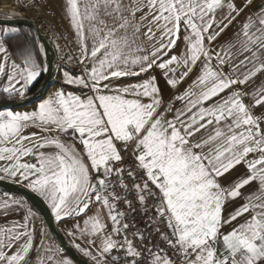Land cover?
Listing matches in <instances>:
<instances>
[{
	"label": "snow or ice",
	"instance_id": "1",
	"mask_svg": "<svg viewBox=\"0 0 264 264\" xmlns=\"http://www.w3.org/2000/svg\"><path fill=\"white\" fill-rule=\"evenodd\" d=\"M260 3L253 12L256 0H66L84 69L65 71L63 85L78 92L62 85L37 110L0 111V180L37 194L58 222L86 216L69 235L85 240L76 247L93 264H264V87H234L264 75ZM17 32H0L8 98H24L42 72L34 46L11 43ZM156 70L171 89L196 75L165 100ZM128 77L141 79L117 83ZM0 210L23 213L0 223V264H33L44 235L36 213L10 196ZM44 252L42 264H72L59 247Z\"/></svg>",
	"mask_w": 264,
	"mask_h": 264
},
{
	"label": "crops",
	"instance_id": "2",
	"mask_svg": "<svg viewBox=\"0 0 264 264\" xmlns=\"http://www.w3.org/2000/svg\"><path fill=\"white\" fill-rule=\"evenodd\" d=\"M3 1H13V0H0V16H2V17H15V15L12 12L17 11L20 8L35 7L36 9L41 11V13L44 14V16L47 19V27H48L47 38H48L49 42L51 43V45L53 46L55 53H56V70H55V75L53 78L52 85L49 88H47V90L45 91V93L43 94L41 99H39L37 102H35L31 105H28L26 107H23V108L11 109V110H6V111H13V110H31L32 111L33 108H35L34 106H37L36 109H34V110H37L38 106L41 102L46 100L55 91L59 90L61 88V86L63 85V82L59 81L57 79V77L59 78L61 76L62 71L65 69L70 71L71 65L68 64L69 60H68L67 55H80V41L76 35L75 29L72 27V25L70 23L69 17L66 14V0H14L17 5L15 3H12V2L8 3L9 8H5L2 6ZM124 2L128 3L129 0H124ZM226 2H227V0H226ZM235 3L239 6L240 4L243 3V0H235ZM16 6H17V8H13ZM260 7H261L260 0H256V4L251 9V11L255 12ZM222 11L226 12L227 9H223ZM217 15L218 16L220 15L219 11H218ZM240 19H243V14L241 15V17L238 18V21ZM48 21H50L52 23V29L54 31V36H51L52 30H50ZM238 21L234 22L233 25L230 26L226 30V32L221 35V37H219V39L216 43L223 44L225 41L229 40V38L233 37V33L239 27ZM4 28L12 29L11 27L0 26V32H2ZM85 28H87V22H85ZM17 34H18V32L15 35H17ZM60 42L63 44L60 45ZM139 42L140 41H138V43ZM87 43H88L89 47H91V40H88ZM62 45H64V46H62ZM65 48L69 51L70 54H68L66 52ZM71 48L75 50L74 51L75 53L71 50ZM181 50H183V49H181ZM233 51H235V50L233 49ZM71 53H73V54H71ZM240 58L242 59L243 57H240ZM212 63L214 66L216 65L215 59L212 61ZM88 66L90 67L91 65L89 64ZM198 69H199V64L197 65V70ZM82 71H81V73H82ZM74 74L77 76L80 75L79 72H75V71H74ZM153 74L158 76L159 86L163 90L165 100H169L170 98H172V97H174L180 93H183L188 88L189 83L191 82V80L196 75V70H194V72L190 75V77L187 80H185L183 83L179 84L176 89H171L165 83L163 77L160 76V74H159V70H156ZM176 75L178 77L179 72H177ZM39 77H38V79H39ZM140 79H141V77L122 78L117 83H119V84L136 83V82H139ZM36 81L31 86H29L28 90L26 91L25 97L29 96L28 91L32 88V86L36 83ZM253 81H250L247 85H244V86L235 85L234 87L235 88H244L249 93H252L253 91L257 90L258 87H264V75L258 74L257 77L253 78ZM63 86H64L65 91L78 92V89H76L74 86H69V85H63ZM0 94H3L2 91H0ZM3 95L7 96L6 94H3ZM225 95H227V93L221 94V96H225ZM24 98H21L17 95V96H14L8 102L18 101V100H22ZM215 99H219V97H217ZM243 102L247 105H251L253 103L250 96L245 97ZM208 103L211 104V103H213V101H209ZM205 106H207V105H205ZM180 107H182V102L179 100H175L173 103V109L175 110V109L180 108ZM24 108H26V109H24ZM256 111L258 113L259 109H257ZM13 112H15V111H13ZM167 118L171 119V113L168 114ZM32 132H36L37 134H40V130L36 129V128L30 127V128L25 130V134H29ZM47 135L55 136L57 134L56 133H48ZM60 139L64 142L70 144V145L72 144V141L68 137L61 136ZM75 147L78 151L81 152V154H83L82 153V145H80L79 143H76ZM43 150L49 151L50 149L46 148ZM25 159L28 161H32V157H27ZM1 181L11 182V183H14L20 187H23L21 184L15 183L11 179H4ZM23 188H25V187H23ZM29 191H31V190H29ZM242 191L246 192L247 189H242ZM9 196L12 198H18V199L22 198L20 196L14 195V194L6 193V192H0V203H2L3 200ZM39 198L44 202V200L41 197H39ZM22 199L26 202V205L31 208V206L29 205V202H27L24 198H22ZM243 202H244L243 199L238 198L235 202H233L228 207L227 211H229V212L232 211L234 208L238 207ZM44 204L47 206L48 210L51 213V210L48 207V205L45 202H44ZM96 207L97 206L95 204H93L92 209L89 211L88 215H91L92 212L95 211ZM32 211L35 212L33 209H32ZM0 212H2V210H0ZM225 214H227V212ZM22 215H23L22 212L21 213H11L10 216H8V217H4V216H2V214H0V223H3L5 221H10L12 219L20 220ZM51 215H52V213H51ZM36 216H37V219H36L37 228L38 229L42 228L44 235L41 237L39 235V233L37 234V238L34 242V250L30 253V255L33 258V264H42V261H44L46 259V253L44 252V247H48V246L59 247V245L54 240H50L48 238V232H47V229L45 228V226L43 224L41 217L37 213H36ZM52 217H53V220H54V223H55L57 230L60 232V234L63 236V238L69 244V246H71V248L78 255H80L82 258L87 260L90 264H93V261L90 260L88 257L84 256L83 253L81 251H79V249L76 247V245H80L81 247L88 248L89 246L87 245L85 240L83 238H76L72 235H69V232L73 229V225L76 224L77 222L82 224L83 219H85L87 217L82 216L81 218H79V221H77V219H75V218H66V219H63L59 222L56 220V218L53 215H52ZM104 219H105V222L110 223L109 221H107L106 216L104 217ZM227 230L228 229L226 227L225 231H227ZM41 240L43 241V246L41 245ZM62 256L64 258L69 259L72 262V264H75L67 255H65V253L63 251H62Z\"/></svg>",
	"mask_w": 264,
	"mask_h": 264
},
{
	"label": "water",
	"instance_id": "3",
	"mask_svg": "<svg viewBox=\"0 0 264 264\" xmlns=\"http://www.w3.org/2000/svg\"><path fill=\"white\" fill-rule=\"evenodd\" d=\"M0 26L11 27V28L24 27L30 29L39 40L41 44V48H43L44 69H46L43 70V79L41 85L39 86L36 92L25 97L22 100L10 101L0 104V111H6L11 109H19L26 107L41 99L47 88H49L53 82V78L56 70V53L53 46L49 42L47 36L44 35L40 31L36 23L28 17L0 16ZM0 192H6V193L14 194L16 196H20L24 198L27 202H29L36 209L39 216L41 217L43 224L47 229L48 238L50 240H54L59 245L61 250L65 253V255H67L75 264H90L87 260H85L80 255H78L71 248V246H69V244L63 238V236L57 230L53 217L50 211L48 210L47 206L36 194L14 183L1 181V180H0Z\"/></svg>",
	"mask_w": 264,
	"mask_h": 264
},
{
	"label": "trees",
	"instance_id": "4",
	"mask_svg": "<svg viewBox=\"0 0 264 264\" xmlns=\"http://www.w3.org/2000/svg\"><path fill=\"white\" fill-rule=\"evenodd\" d=\"M18 29V34L15 35L14 39H11V43L15 45L18 42H26L28 43L29 47H35L36 51H34V57L37 59V62L41 65L42 72L39 77V79L36 81V83L32 86V88L28 91V95L33 94L36 92L41 85L42 79H43V69H44V57H43V51H39L41 48V44L35 34L28 28L20 27ZM9 38H6V41ZM13 98V97H12ZM12 98H8L7 96H4L3 94H0V104L6 103ZM31 208L38 214L36 209L29 203Z\"/></svg>",
	"mask_w": 264,
	"mask_h": 264
},
{
	"label": "rangeland",
	"instance_id": "5",
	"mask_svg": "<svg viewBox=\"0 0 264 264\" xmlns=\"http://www.w3.org/2000/svg\"><path fill=\"white\" fill-rule=\"evenodd\" d=\"M6 2H15L14 0L13 1H3V7H5V5H7V3ZM16 3V2H15ZM5 8H8V7H5ZM35 10H36V12H38L39 13V15L43 18V19H45L46 20V25H47V19H46V17L44 16V14H42L41 13V11H39L38 9H36L35 7H33ZM34 10V11H35ZM14 15H15V17H27L26 16V13H24V14H22L20 11H14V12H12ZM29 18V17H28ZM48 24H49V27H50V30H52V34H51V36H54V31H53V29H52V23L50 22V21H48ZM47 31H48V27H47ZM47 31H46V36H47ZM61 44H63V43H61L60 42V45ZM62 46H64V45H62ZM66 46V45H65ZM72 47V46H71ZM65 50H66V52L68 53V54H70L69 53V51L65 48ZM71 50L74 52L75 50L74 49H72L71 48ZM75 53V52H74ZM71 54H73V53H71ZM68 56V64H70L71 66V69H70V71L69 70H63L62 71V73H61V76L58 78L57 77V79L59 80V81H61V82H63V80H64V72L65 71H67L68 73H70V74H74V71L75 72H79V74H81V71L84 69V65H82V64H80L79 62H78V60H79V57H80V55H67ZM87 63V62H86ZM35 108H33V110L32 111H34V109H36V107L37 106H34ZM24 109H26V108H24ZM13 111H15V112H21V113H24V112H32L31 110H13Z\"/></svg>",
	"mask_w": 264,
	"mask_h": 264
},
{
	"label": "bare ground",
	"instance_id": "6",
	"mask_svg": "<svg viewBox=\"0 0 264 264\" xmlns=\"http://www.w3.org/2000/svg\"><path fill=\"white\" fill-rule=\"evenodd\" d=\"M7 5H5V7H8V3H11V2H6ZM12 3H15V2H12ZM16 4V3H15ZM17 5V4H16ZM9 8V7H8ZM13 8H17L16 7H13ZM29 17L33 20H35L36 22V25L39 27L40 31L46 35V31H47V25H46V21L45 19H43L38 12L32 10L30 11V14H29Z\"/></svg>",
	"mask_w": 264,
	"mask_h": 264
},
{
	"label": "built area",
	"instance_id": "7",
	"mask_svg": "<svg viewBox=\"0 0 264 264\" xmlns=\"http://www.w3.org/2000/svg\"><path fill=\"white\" fill-rule=\"evenodd\" d=\"M35 10L33 7H26V8H20L18 11H20L22 14L26 13V16L29 17L30 11ZM36 11V10H35ZM30 18V17H29ZM31 19V18H30ZM32 21L36 22L35 20L31 19ZM46 21V20H45ZM121 210L124 209V205H120ZM139 219V218H138Z\"/></svg>",
	"mask_w": 264,
	"mask_h": 264
}]
</instances>
